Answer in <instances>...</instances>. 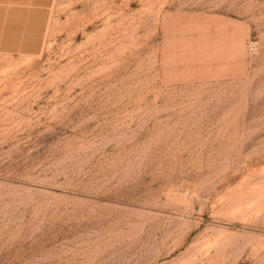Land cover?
<instances>
[{"label":"rangeland","instance_id":"374dc122","mask_svg":"<svg viewBox=\"0 0 264 264\" xmlns=\"http://www.w3.org/2000/svg\"><path fill=\"white\" fill-rule=\"evenodd\" d=\"M0 264H264V0H53L0 52Z\"/></svg>","mask_w":264,"mask_h":264},{"label":"crops","instance_id":"0c3cea01","mask_svg":"<svg viewBox=\"0 0 264 264\" xmlns=\"http://www.w3.org/2000/svg\"><path fill=\"white\" fill-rule=\"evenodd\" d=\"M53 0H0V52H40Z\"/></svg>","mask_w":264,"mask_h":264}]
</instances>
